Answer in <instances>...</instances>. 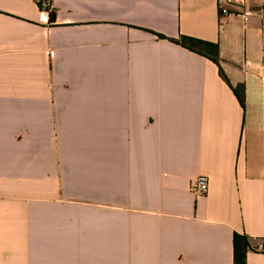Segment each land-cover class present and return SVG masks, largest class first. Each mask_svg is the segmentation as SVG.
I'll return each instance as SVG.
<instances>
[{
  "label": "crops",
  "instance_id": "obj_1",
  "mask_svg": "<svg viewBox=\"0 0 264 264\" xmlns=\"http://www.w3.org/2000/svg\"><path fill=\"white\" fill-rule=\"evenodd\" d=\"M41 1L0 0V264H264V0Z\"/></svg>",
  "mask_w": 264,
  "mask_h": 264
},
{
  "label": "trees",
  "instance_id": "obj_2",
  "mask_svg": "<svg viewBox=\"0 0 264 264\" xmlns=\"http://www.w3.org/2000/svg\"><path fill=\"white\" fill-rule=\"evenodd\" d=\"M55 14H51V18L54 19ZM157 36L161 39L165 38L163 35L157 34ZM173 42L181 45L182 47L193 51L201 56H204L211 61H213L220 69V74L222 78L229 84L237 99L239 100L242 107H245V86L242 83L237 84L236 86H232L229 80L224 75L223 71L220 68V49L217 43L182 36L178 40H173ZM249 249L248 242L245 237L235 235L234 236V261L237 264L245 263L246 252Z\"/></svg>",
  "mask_w": 264,
  "mask_h": 264
},
{
  "label": "built area",
  "instance_id": "obj_3",
  "mask_svg": "<svg viewBox=\"0 0 264 264\" xmlns=\"http://www.w3.org/2000/svg\"><path fill=\"white\" fill-rule=\"evenodd\" d=\"M39 20L41 24L46 25V26H51L54 25V19L51 18V14L53 13V8L51 6V2L48 0L41 1L39 2ZM222 13L224 15H229V12L225 9L222 10ZM252 14L251 10H246L243 14L244 18L248 17L249 15ZM67 23H70L67 21ZM209 188V180L207 176L204 175H199L191 185V190L193 193L198 194V195H205L208 191ZM261 252H264V245L260 248Z\"/></svg>",
  "mask_w": 264,
  "mask_h": 264
}]
</instances>
